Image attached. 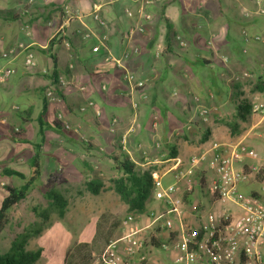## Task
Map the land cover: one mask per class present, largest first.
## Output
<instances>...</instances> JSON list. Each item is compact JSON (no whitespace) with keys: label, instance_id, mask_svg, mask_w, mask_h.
Wrapping results in <instances>:
<instances>
[{"label":"crops","instance_id":"obj_1","mask_svg":"<svg viewBox=\"0 0 264 264\" xmlns=\"http://www.w3.org/2000/svg\"><path fill=\"white\" fill-rule=\"evenodd\" d=\"M260 11L264 0H160L153 5H143V0H0V53L16 51L9 61L0 56V71H13L0 83V204L5 186L23 184L5 170L27 177L36 154L41 164L38 181L8 211L14 216L0 232V255L8 254L13 240L24 235V250L40 251L34 264H90L110 241L121 237L120 223L130 213L113 183L107 189L117 195L115 204L106 205L109 210H90L94 203L86 182L93 180L102 191L105 179L124 177L119 165L124 156L138 177L163 172L173 164L164 163L169 158L180 159L176 169L182 170L214 143L243 144L264 161ZM95 13L103 26L93 18ZM27 51L36 62L32 70L24 66ZM115 60H121L122 67ZM125 72L145 85L133 90ZM50 88L55 96L47 99ZM89 102L95 109L80 111ZM252 103L262 105L263 113H252ZM12 131L22 133L24 141L12 140ZM58 131L67 135L58 136ZM106 131L114 137L98 135ZM175 170L161 176L164 185L173 182ZM212 178L203 161L195 169L190 193H183L185 183L179 182L176 196L183 201L185 224L198 227L206 214L218 209L208 193ZM262 186L264 167L241 183L239 191L264 201ZM52 190L65 202L62 218L50 197ZM166 210L165 201L155 199L150 189L145 210L136 214L137 223L148 227L146 264H176L175 253L160 249L171 235L162 220L154 222L155 215ZM66 221L74 227L73 238L65 230ZM45 240L49 251L59 252L55 263L54 254L44 253Z\"/></svg>","mask_w":264,"mask_h":264},{"label":"built area","instance_id":"obj_2","mask_svg":"<svg viewBox=\"0 0 264 264\" xmlns=\"http://www.w3.org/2000/svg\"><path fill=\"white\" fill-rule=\"evenodd\" d=\"M158 1L160 0H143V5H153ZM94 9L98 11L97 6ZM127 15L131 16L130 12ZM142 17L149 18L144 15ZM93 18L101 26L104 25L96 13ZM242 35L249 40L246 32H242ZM252 39L258 41L259 37L254 36ZM100 47L101 45L94 47L93 52L99 51ZM159 50L157 54H160ZM15 53L11 49L0 53V56L9 61ZM115 62L122 67L121 60ZM24 66L28 70L36 67L31 51L25 54ZM12 72L10 68L0 71V83L5 82ZM124 79L133 90L145 85V81L136 79L128 72L124 73ZM54 94V89L50 88L45 96L51 99ZM86 108L95 109L94 104L89 102L80 111H85ZM251 112L262 114L263 106L252 103ZM202 113L206 114V111L203 110ZM100 114L99 110H95L97 117ZM57 120L65 129L69 128L61 115H58ZM122 141L125 143L124 137ZM246 160L253 164L244 167L242 163ZM203 161H207L208 169L213 173L208 193L216 201L218 209L206 214L200 226L193 227L183 222V201L176 193L180 181L185 183L183 193L193 190L195 169ZM164 163L173 164L164 168L163 172L151 175L154 198L165 201L167 205L166 212L155 215L154 222L162 220V227L171 235L169 241L160 245L161 251L175 253L176 264H264V201L258 196L239 191L241 183L251 176L255 178L264 167V161L261 162L257 152L243 144L223 146L214 143L209 150L192 157L182 170L176 169L181 166L178 158H169ZM172 170H175L173 182L164 185L161 176ZM261 188L264 190V186ZM137 220L138 215L127 214L120 223L121 237L110 241L102 252L93 256L90 264H146L149 256L145 250L148 241L144 232L148 227L140 226Z\"/></svg>","mask_w":264,"mask_h":264},{"label":"trees","instance_id":"obj_3","mask_svg":"<svg viewBox=\"0 0 264 264\" xmlns=\"http://www.w3.org/2000/svg\"><path fill=\"white\" fill-rule=\"evenodd\" d=\"M55 90V89H54ZM56 128L59 124L55 123ZM42 132V131H41ZM12 140L15 142L24 141L22 133L12 131ZM116 164L117 161H114ZM124 177L113 180V190L120 199L127 205L129 213L139 214L145 210V201L150 195L151 177L147 174L138 177L135 172V165L124 156L123 161L119 164ZM29 175L27 177L16 173L12 170H5V175L9 177H17L23 181L20 188L5 186V192L0 204V232L8 223V211L12 206L23 200L28 190L38 181L41 175V164L39 155L36 154L29 167ZM49 176L48 179H53ZM87 191L92 195H97L101 185L89 180L86 182ZM50 197L55 203L57 214L62 218L65 214V202L62 196L55 190L50 192ZM27 237L24 235L15 238L12 242L11 250L6 255H0V264H34L39 256L40 251L27 252L24 250Z\"/></svg>","mask_w":264,"mask_h":264},{"label":"rangeland","instance_id":"obj_4","mask_svg":"<svg viewBox=\"0 0 264 264\" xmlns=\"http://www.w3.org/2000/svg\"><path fill=\"white\" fill-rule=\"evenodd\" d=\"M130 112L128 111V114H129ZM55 134H57L58 136H61V137H64V136H66L67 135V133H66V135L63 133V132H61V131H58V132H55ZM70 135H72V134H70ZM99 136H101V137H109V136H111L112 134L111 133H109L108 131H106V132H100V134H98ZM112 138L114 137V135H112L111 136ZM79 162H81V161H79ZM3 180H4V182H8V178H6V177H3ZM18 181V180H17ZM105 183H104V185L106 186V188H104L102 191H101V188H100V191H99V193H101L100 195H98V196H94V195H92V194H88V197L91 199H89L90 200V202H93L94 203V206H92L91 208H90V210L92 209V208H95V207H97V209H98V211H103V210H109L108 208L109 207H107L106 205H114L115 204V202L114 201H116L115 200V198L114 197H117V195L116 194H112V192H110L108 189H107V186H109V188L111 187L112 188V183H113V181H109V180H107V179H105V181H104ZM84 192L86 193V190H84ZM109 195H112V197L111 196H109ZM1 198V197H0ZM111 207V206H110ZM120 208H116L115 209V211H117V210H119ZM35 210H37V211H40L41 210V208H37V209H35ZM11 210H9V212H10ZM94 213H95V211H94ZM97 213V212H96ZM13 217L14 216V214L13 213H10L9 215H8V218L9 217ZM99 224V226H100V224H101V222H99L98 223ZM63 225H64V227H65V230L70 234V237H72L73 238V226L69 223V222H65V223H63ZM92 226V225H91ZM8 228L10 227L9 225L7 226ZM45 239V238H44ZM43 240V239H42ZM51 249V247L48 245V242H46V240H45V242H44V253L45 254H54V256H55V258L53 259V262L55 263V262H57V259H58V257H59V252H57V250H55L54 252H51V251H49ZM60 254H61V252H60Z\"/></svg>","mask_w":264,"mask_h":264}]
</instances>
